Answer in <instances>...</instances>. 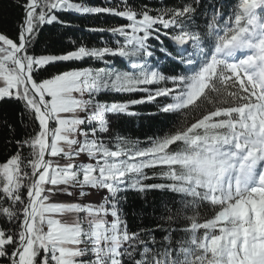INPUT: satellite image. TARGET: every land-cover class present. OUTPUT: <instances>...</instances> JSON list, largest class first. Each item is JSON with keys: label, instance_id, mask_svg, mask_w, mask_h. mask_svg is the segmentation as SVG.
Returning <instances> with one entry per match:
<instances>
[{"label": "snow or ice", "instance_id": "obj_1", "mask_svg": "<svg viewBox=\"0 0 264 264\" xmlns=\"http://www.w3.org/2000/svg\"><path fill=\"white\" fill-rule=\"evenodd\" d=\"M19 6L23 13L15 38L0 33V102L19 104L21 117L29 125L20 137L5 122L11 135L4 147L12 151L0 163V264H148L149 260L156 264L161 250L155 247V239L130 233L118 207L123 199L119 194L129 188L165 190L163 185L144 183L152 178L145 169L157 166L154 149L151 145L141 148L120 136L112 147L107 116L133 115L130 106L167 94V89L147 87L153 82L147 72L153 78L157 75L149 62L154 56L149 41L159 42L162 34L175 45L173 18L190 6H161L157 15L150 14L146 5L135 8L127 0L122 9L72 0H24ZM63 12L106 14L124 20L120 25L90 29L109 33L116 38L117 47L80 46L61 54H36L45 25L70 26L59 18ZM160 51L169 63L178 64L163 45ZM183 54L176 50V56ZM109 57L128 61L130 70L112 66ZM86 58L101 61L104 67L73 68L43 78L45 71L51 73L49 66ZM137 92L147 95L119 103L98 99L104 93ZM166 110V106L161 108ZM239 161L233 167L239 168L242 179L237 181L235 197L230 191L227 199L254 200L257 194H264V175L257 174L258 184H248V180L258 162L264 165V153L248 151ZM92 190L106 193L102 203L59 199L83 198ZM251 220L249 216L247 223L239 222L243 227L232 229L236 236L246 233L242 245L229 249L227 264H264V235L248 227Z\"/></svg>", "mask_w": 264, "mask_h": 264}, {"label": "trees", "instance_id": "obj_2", "mask_svg": "<svg viewBox=\"0 0 264 264\" xmlns=\"http://www.w3.org/2000/svg\"><path fill=\"white\" fill-rule=\"evenodd\" d=\"M72 2L87 6L124 7V0ZM23 3L24 0H0V33L15 38L23 13L19 5ZM127 4L135 8L146 5L152 10V15L159 14L161 6L174 9L189 5L185 13L173 18L177 29L173 39L182 43L188 37H193L198 44L195 55L176 56V50L181 49L170 38L161 34L159 42L149 41L154 52L149 62L157 75L153 78L147 72V78L153 81L147 87L152 90L167 89V94L151 102L130 106L129 111L133 115L122 113L107 116L112 147H115L116 136L134 141L141 148L153 147L157 166L145 169L152 178L144 183H157L165 189L140 191L129 188L120 193L123 197L118 205L121 216L130 233L139 232L155 239V247L161 250L156 264H227L230 246L240 241V236L232 231L239 225L234 220L228 219L227 223L219 220L224 207L217 193L215 196L218 176L225 170V158L247 136L243 130L249 127L252 110L259 108L264 101L246 79L238 81L222 63L212 71L208 86L200 96L188 103L186 93L190 86H195L189 77L193 74L191 65H197L200 56L211 53L224 43L258 32L259 26L264 23V0H249L245 15H241L239 10L240 0H127ZM59 18L70 26L45 25L38 37L36 54H61L80 46L89 49L104 46L115 48L116 38L107 32L90 29L125 23L119 17L106 14L63 12ZM167 31L171 33L173 29ZM162 45L178 64L169 63L165 53L160 51ZM109 59L112 66L130 70L126 66L128 61L119 57ZM49 67L51 73L45 71V79L50 74L73 68H99L104 64L86 58ZM146 95L143 92L104 93L98 99L105 103H119ZM164 106L167 110L161 111ZM6 121L17 129L20 137L24 136L23 129L29 125V121L21 117L19 104L0 102V163L12 151L11 147H4L6 137L11 135L5 126ZM81 161L87 162L83 157ZM103 195L106 193L92 190L89 196L83 198L61 196L59 199L95 205L103 202ZM107 219L111 221L112 217L108 216ZM207 237L210 238L208 247L205 245ZM148 264H152V260Z\"/></svg>", "mask_w": 264, "mask_h": 264}, {"label": "rangeland", "instance_id": "obj_3", "mask_svg": "<svg viewBox=\"0 0 264 264\" xmlns=\"http://www.w3.org/2000/svg\"><path fill=\"white\" fill-rule=\"evenodd\" d=\"M189 40V41H188ZM187 41L190 42L189 47L191 48V51H193L195 49V45L197 44V41L195 39H191L189 38ZM243 45V43L238 42V46ZM240 66L242 67H237L236 68H229L230 69V73L233 75L234 78L238 77V73H243V75H245L247 77V80L251 83L252 80L250 78V74L249 73H245V71H247V69L249 70L251 68V63L250 62H245V64H240ZM250 72V70H249ZM207 74H205L203 77L207 78ZM201 76L196 80L198 81V83L196 85H198L197 88H194L195 86H191L189 89H187V93L186 95H188V103L192 102L193 99L195 97H198L200 94V92H202L205 87L206 84H203L201 81ZM238 81L240 79H237ZM196 91V92H195ZM195 94V95H194ZM264 110V109H263ZM258 112L260 113V111H254L253 112V116L250 119V125L248 128L244 129L243 131L246 132V137L243 140V142H239L240 147H237V149L230 153V155L228 154L227 158H225L224 162H223V167H226V171L224 176L222 177L223 180V187L226 183H228V181H231V179H233L235 177V172H236V168L233 167L234 164L239 163V157L245 156V154H247L248 151H253L255 152L256 155H260L262 153H264V149L262 147H260V143L258 142L259 138L257 137V131L260 130L264 127V115H259L258 116ZM252 136V137H251ZM247 145H249V147L246 149L242 148L246 147ZM240 174V171H239ZM221 178V176H220ZM242 179V178H241ZM243 186V185H241ZM234 188V187H233ZM227 188H223L221 190V198L223 200V205L225 208V212L221 217V221H226L229 217H236L237 219H234V221H236L239 225V227H243L242 224H240V221H244L245 223H247L248 217L251 216L252 220H251V224L248 225L249 228H251L253 231H255L257 234H261L264 235V209L258 207V206H253L250 205L248 206V208L246 209V213H235V215H232V210L234 211L235 209H239L240 211H242L239 207H238V201L239 199H233V200H228L227 196H228V192H227ZM232 194L233 197H235L236 194V190L233 189L232 190ZM258 202L260 203L261 201L264 200V194H257L256 196ZM259 209L261 210L260 213H257L255 209ZM246 230L244 232L240 233V242L234 243L232 245L231 248H235L237 247V244L239 243L240 245H242L244 243L243 240V236L245 235Z\"/></svg>", "mask_w": 264, "mask_h": 264}, {"label": "bare ground", "instance_id": "obj_4", "mask_svg": "<svg viewBox=\"0 0 264 264\" xmlns=\"http://www.w3.org/2000/svg\"><path fill=\"white\" fill-rule=\"evenodd\" d=\"M257 167H258V165H256L255 169L253 170V176H254V171L257 169ZM252 183H253V179H252ZM237 203H238V207L242 211H240L239 209H235L234 212L239 213V214H242L243 212L246 213L247 212L246 209L250 205H253V206L256 205V206L264 209V200L259 203L257 198H255L254 200H243V202H241V200L239 199V201Z\"/></svg>", "mask_w": 264, "mask_h": 264}]
</instances>
